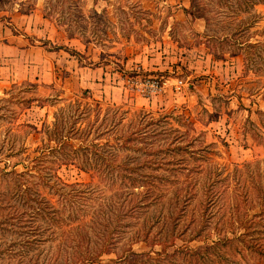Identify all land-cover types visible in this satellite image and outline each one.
I'll list each match as a JSON object with an SVG mask.
<instances>
[{
	"label": "trees",
	"instance_id": "trees-1",
	"mask_svg": "<svg viewBox=\"0 0 264 264\" xmlns=\"http://www.w3.org/2000/svg\"><path fill=\"white\" fill-rule=\"evenodd\" d=\"M259 5L264 6V0H190L185 11L193 20L205 21L203 32L194 30L198 45L218 59L242 55L245 75L261 77L264 26L257 24L264 14ZM53 49L80 55L64 45ZM10 97L15 101V94ZM46 100L23 96L17 103L26 109L44 107ZM158 115L104 104L85 89L57 108L51 124L22 126L43 138L33 155L15 152L16 144L0 152L2 264L97 263L115 252L133 229L127 251L136 254L132 245L150 237L151 205H174L171 218L177 225L188 198H197L204 210L224 198L216 184L226 177L217 178L220 173L207 155L211 150L193 147L203 132L190 134L196 127L184 114L175 117L188 127L184 131L168 127L173 114ZM70 164L90 173L92 181H64L58 170ZM256 189L257 203L248 191L235 201L232 237L224 235L202 250H184L196 263L220 264V249L264 262V188ZM202 229L199 226L191 239Z\"/></svg>",
	"mask_w": 264,
	"mask_h": 264
},
{
	"label": "rangeland",
	"instance_id": "rangeland-1",
	"mask_svg": "<svg viewBox=\"0 0 264 264\" xmlns=\"http://www.w3.org/2000/svg\"><path fill=\"white\" fill-rule=\"evenodd\" d=\"M187 1L0 0L1 20L10 19L16 11L29 13L40 7L63 32L79 40L75 47L80 50L74 58L63 53L66 59L55 53H45L42 59L32 55V60L26 55L15 67L29 70L32 79L0 81V152H7L16 144L15 152L33 155L43 137L24 127L35 124L41 128L43 121L51 124L54 112L65 100H73L87 89L104 104L152 111L156 117L159 113L173 114L168 127L182 131L188 127L175 117L184 114L196 127L190 134L203 132L193 147L211 150L207 155L213 170L220 173L217 178L226 177L216 184L224 198L216 199L206 210L197 198H188L177 225L171 218L174 205H151L150 237L132 245L136 254L129 255L127 251L134 238L133 229L115 252L103 255L100 262L93 264H200L184 250H202L224 235L232 237V228L237 227L235 201L248 191L257 203L256 188H264V76L249 72L231 82L214 81L211 73L195 72L200 46L196 43L194 20L185 11ZM257 10L264 14L263 5ZM257 26H264V17ZM80 42L86 45L85 49ZM42 45L47 49L53 46L47 40H42ZM229 57L233 56L227 55L226 59ZM72 59L73 66L66 61ZM80 65H85V73ZM98 67H104L105 79H98ZM150 77L172 80V90L185 93L186 99L175 97L172 90L165 92L167 84L161 92L151 93L144 87ZM25 80L31 82L20 83ZM179 80L184 84L175 90ZM232 89L235 90L231 92ZM12 93L15 101L10 97ZM23 96L47 98L46 106L34 104L22 109L17 100ZM56 101L55 106L51 105ZM17 169L22 170L23 166ZM58 174L68 183L92 181L90 173L72 164L61 166ZM199 226L203 227L200 236L191 239ZM220 252L224 256L220 264H264L249 255L244 257L225 249Z\"/></svg>",
	"mask_w": 264,
	"mask_h": 264
},
{
	"label": "crops",
	"instance_id": "crops-1",
	"mask_svg": "<svg viewBox=\"0 0 264 264\" xmlns=\"http://www.w3.org/2000/svg\"><path fill=\"white\" fill-rule=\"evenodd\" d=\"M189 6L190 0L185 4V7L188 8ZM194 24L198 32L204 31L205 21L203 19H195ZM42 40H47L49 43L53 44V46L64 45L74 50H77L75 43L79 41L76 37H69L68 34L63 32L50 18L45 17L40 7L32 9L29 13L16 11L12 13L10 19L6 21L0 19V81L16 82L17 79H32V76L29 75V70L25 69L20 71L18 68L19 66L15 67V65H19L20 62L23 61L26 55L31 57V60L32 55L42 59L44 55H46L45 53H55V55L64 57V59H66V57L62 55L63 53H67L72 58L76 56L65 49L54 50L53 46L47 49L42 45ZM80 44L83 46V49H85L86 45L82 42H80ZM72 45H74V47H71ZM199 46V59L196 60L197 64L194 66L198 69L195 72H201L202 74L211 73L213 76L215 75L213 77L214 81H219L220 79L236 82L245 77L243 71L244 62L241 55L229 57L225 60L218 59L210 54L204 45ZM66 61H70L73 66L74 59ZM80 66L82 72L85 73V65ZM97 71L98 79H103L104 76H106L104 67H98ZM87 75H90L89 70ZM36 77L37 76H35V78ZM23 82L31 81L25 80L20 83ZM166 82L167 87L164 89L165 92L172 90L173 81L167 80ZM227 86H229V84ZM189 87L191 89L192 84H190ZM234 90L235 89H232L230 91L233 92ZM172 92L174 91L172 90ZM174 94L175 97L181 95L186 99L185 93L175 91ZM178 100L176 99V101Z\"/></svg>",
	"mask_w": 264,
	"mask_h": 264
},
{
	"label": "built area",
	"instance_id": "built-area-1",
	"mask_svg": "<svg viewBox=\"0 0 264 264\" xmlns=\"http://www.w3.org/2000/svg\"><path fill=\"white\" fill-rule=\"evenodd\" d=\"M167 82L156 77H150V79L144 83V87L150 89L151 93H158L164 88V85ZM184 82L182 80L178 81V84L175 86V90H180Z\"/></svg>",
	"mask_w": 264,
	"mask_h": 264
}]
</instances>
